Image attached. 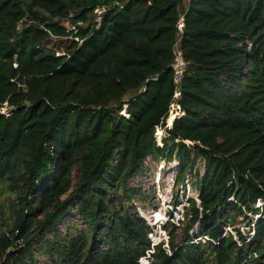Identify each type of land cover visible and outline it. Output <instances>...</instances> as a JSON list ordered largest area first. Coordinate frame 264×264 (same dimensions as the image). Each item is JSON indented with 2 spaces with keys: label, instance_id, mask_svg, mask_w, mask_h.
Listing matches in <instances>:
<instances>
[{
  "label": "trees",
  "instance_id": "16d2710c",
  "mask_svg": "<svg viewBox=\"0 0 264 264\" xmlns=\"http://www.w3.org/2000/svg\"><path fill=\"white\" fill-rule=\"evenodd\" d=\"M182 16L185 114L161 146ZM149 158L177 160L174 186L200 198L151 264H264V0H0V264H140ZM242 214L259 216L238 242Z\"/></svg>",
  "mask_w": 264,
  "mask_h": 264
},
{
  "label": "built area",
  "instance_id": "2783aa9c",
  "mask_svg": "<svg viewBox=\"0 0 264 264\" xmlns=\"http://www.w3.org/2000/svg\"><path fill=\"white\" fill-rule=\"evenodd\" d=\"M105 11H106V7L105 6L104 7L95 8L94 13L97 15V17H96L97 21H101L102 14ZM82 24H83L82 21H79L78 24H72V23H70V21H65L62 25L63 26L65 25L66 28H67V31L71 33L68 38H70V39L73 38V39H76V40L81 42V39L79 38V36H75V35L78 32V30H79V26L82 25ZM22 26H23V23H20L18 28L21 29ZM183 28H184V16H182L179 19V22H178V26H177V29H178L177 40L175 41L174 46H173L174 58H173V61L171 63V67H172L173 72H174V80H175V83L177 85V88H176L175 93H174L173 101L170 104L169 115H170V113L173 112V110H177L178 109L177 112L173 113V118H175V117L177 118V117H180V116L185 114V111H183L181 105L177 101V99H179L180 96H181L180 82L182 81V79L184 77V74H185V72L187 70V66H188V62L185 59L184 51H183V48H182V45H181V39H182L183 31H184ZM57 51H58L57 54H61L60 50H57ZM127 107H128V104H124V107L121 110V114H123V115L128 117L129 113L127 111ZM6 110L7 109H3V112H5ZM165 124L156 126L155 134H156L158 143L161 146L163 145V138L166 135H164V137H160L159 138L157 133H158V129L164 127ZM185 141L187 143L191 142L189 140H185ZM150 159L151 158H149L148 160H150ZM148 160H147V163H148ZM168 163L170 165V168L175 169V167L178 164V161L177 160H173V161L168 162ZM165 165H166V161L163 160L160 163V167L158 166L160 173L157 174L156 180H157V183L159 185L161 183L160 182V178H161V174H162V168ZM190 184L191 183H187L186 186L181 188L184 193L185 192L188 193V196H187V199H186V201L188 202V205L190 204L189 198H191V197L195 198L197 200V202L200 203V198H199L198 191L196 190V192H193V188L190 187L191 186ZM189 191L190 192L192 191V193L197 195V196L194 197V195H191L192 193L189 194ZM158 192H159L158 193V197L161 199V196H159V195H161V190L159 189ZM170 193H171V187H170ZM181 200H185V199H183V197H182ZM163 202H166V201L163 199ZM260 202H262V203L261 204H256L257 207L261 206L264 203V201H260L259 200L258 203H260ZM136 205H137V209H138L139 215L142 218H144L148 222V224L150 226V231L148 233V237L151 240V248L148 249L146 254L140 258L139 262H140V264H151L150 258H151V254L155 251V247L157 245L161 244L163 241H164V247L166 248L168 246L169 239H170V233L164 227V225L167 224L169 222V220H171L170 222H172L173 224H175L177 226H181L183 224V222L185 221V213H184V211L182 212L181 209L177 208V205L174 206V204L171 203V202L170 203L168 202L167 206L163 207L161 210L155 211V213L153 215H150V214L146 215V212H147L146 209L147 208L146 207H142V206H140L138 204H136ZM188 205L187 204L182 205V207L184 206V210H185V208ZM158 214L161 215V216H157ZM254 216H256V215H254ZM258 216H259V214H257L256 217H258ZM256 219H254L253 222L249 223L250 227H249V230H248L249 233L247 234V235H249L248 238H250L251 236L255 235V231H256L255 230V220ZM158 222L160 223V226H159V228H160L159 230H161L160 233L158 232V230L156 228V224ZM233 229H232V225L225 226V234H227L228 232H232V234H233ZM234 235H235V233H234ZM235 238H236V235H235ZM193 240L196 243L207 242V240L216 242L209 235H203V234L199 235V237H194Z\"/></svg>",
  "mask_w": 264,
  "mask_h": 264
},
{
  "label": "rangeland",
  "instance_id": "374dc122",
  "mask_svg": "<svg viewBox=\"0 0 264 264\" xmlns=\"http://www.w3.org/2000/svg\"><path fill=\"white\" fill-rule=\"evenodd\" d=\"M187 1V0H186ZM67 43L68 42H65V41H58V40H53V42L51 43V46H53L54 48H56L57 50H63V48H64V46L65 45H67ZM130 95H127L126 97H129ZM3 109H7V106H4L3 107ZM178 111V109L177 110H173V112L172 113H170V115H169V117L167 118V120H166V124H165V126L164 127H162V128H159L158 129V137L160 138V137H164V135H166L165 137H167L169 134H168V128L169 127H171L172 126V124H173V122H174V120L176 119V117L175 118H173V113H175V112H177ZM183 116V115H182ZM173 118V119H172ZM172 120V121H171ZM164 137V138H165ZM164 138H163V144H164ZM161 161H163V159L161 160ZM161 161H158V160H156V159H150V160H148V163H146V166L149 168V179L146 181V182H144V180H143V176L142 175H140L136 180H135V183L134 184H139V183H141V182H144V189H150V187L152 186V184H156V186H157V192H156V208L155 207H153L152 205H147L146 204V210H147V212H146V215L147 214H150V215H153L154 213H155V211H158V210H161L163 207H165V206H167V203L169 202H171V203H173L174 204V206H176L177 205V208H179V209H181V211L183 212L184 211V213H185V218H186V208H185V210H184V206L182 207V205H184V204H187L188 205V202L186 201V199H187V196H188V193L187 192H183L182 191V189H178V188H176L175 186H174V176H175V174H176V171H175V169H173V168H170V165H169V163H168V161H166V165L162 168V174H161V178H160V185L157 183V180H156V177H157V174H159L160 173V171H159V168H158V166L160 167V163H161ZM202 166H203V163H202V161L198 164V168L200 169V170H202L203 168H202ZM191 186V188H193V192H196V188L192 185V184H190ZM170 187H171V193H170ZM161 190V195H159V196H161V199L158 197V190ZM192 193V191L190 192L189 191V194H191ZM191 195H194V197H196L197 195H195V194H191ZM178 197V198H177ZM182 197H183V199H185V200H181L182 199ZM163 199L166 201V202H163ZM134 201H138V200H134ZM262 202H260V203H257V204H261ZM136 204H138V205H140L139 203H137L136 202ZM182 204V205H181ZM140 206H142V205H140ZM142 207H144V206H142ZM145 210V209H144ZM145 210V211H146ZM247 212V211H246ZM249 214H251L250 212H248ZM257 216V215H256ZM256 216H254L253 217V215H251V217H253L254 219H256L257 217ZM153 220V219H152ZM186 220H187V218H186ZM171 220H169V222L168 223H172V222H170ZM249 221H250V219H244V215L242 214V215H240L239 217H238V223L235 225V226H232V229H233V234L235 233V235H236V240L238 241V242H240L241 240H240V238H239V234H236L237 232H236V229L237 228H239L244 234L243 235H245L246 236V238H248L249 237V235H247L249 232H248V230H249ZM173 224V223H172ZM163 225V224H162ZM183 225V224H182ZM181 225V226H182ZM159 226H160V223L158 222L157 224H156V228H157V230H158V232L160 233L161 232V230H159L160 228H159ZM64 228V227H63ZM230 233H232V232H230ZM192 234H194V232L192 233ZM178 237L181 239L182 238V236H181V232H178ZM196 237H199V236H196ZM193 238V237H192ZM194 239V238H193ZM202 243H205V242H202ZM43 263V259H42V257H40V256H38L37 257V264H42Z\"/></svg>",
  "mask_w": 264,
  "mask_h": 264
},
{
  "label": "water",
  "instance_id": "95a60500",
  "mask_svg": "<svg viewBox=\"0 0 264 264\" xmlns=\"http://www.w3.org/2000/svg\"><path fill=\"white\" fill-rule=\"evenodd\" d=\"M13 111H14V110H10V111L7 112V114H11ZM19 250H20V248H18V249H13V250H10L9 253H12V254H13V253H18Z\"/></svg>",
  "mask_w": 264,
  "mask_h": 264
},
{
  "label": "bare ground",
  "instance_id": "6f19581e",
  "mask_svg": "<svg viewBox=\"0 0 264 264\" xmlns=\"http://www.w3.org/2000/svg\"><path fill=\"white\" fill-rule=\"evenodd\" d=\"M172 119H173V118H172ZM157 216H161V215L158 214Z\"/></svg>",
  "mask_w": 264,
  "mask_h": 264
}]
</instances>
